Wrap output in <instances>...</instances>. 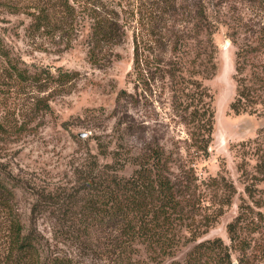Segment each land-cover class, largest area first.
<instances>
[{
    "label": "trees",
    "instance_id": "1",
    "mask_svg": "<svg viewBox=\"0 0 264 264\" xmlns=\"http://www.w3.org/2000/svg\"><path fill=\"white\" fill-rule=\"evenodd\" d=\"M240 1L133 0L141 29L132 30L131 35L132 105L153 103L157 89L167 80L172 107L191 126L190 156L194 158H185L179 150L167 151L155 135L138 137V144L137 133L142 129L131 119L126 129L129 136L137 138V144L133 143L125 155L112 150L110 161L92 156L75 168L74 182L52 187L34 182L28 186L27 180L9 177L0 167V264H82L74 255L55 249L66 243L76 246L81 255L108 259V264H151L173 256L180 246L192 241L196 243L185 259L169 264H234L232 252L237 253V264H262L264 245L257 246L256 234L264 229V214L256 206L264 204L250 185L246 192L252 204L242 202L227 224L230 244L221 237L199 240L224 213L235 191L222 176L224 196L209 201L196 194L198 177L193 159L209 157L215 123L214 94L204 79L217 70L214 33L220 23L229 26L237 45V87L231 109L254 113L256 105L264 103V61L258 59L264 53V26L255 30L244 21L237 11ZM75 2L77 5L68 0L64 4L63 19L87 25L89 59L93 63L108 61L110 48L125 41L129 33L120 22L117 3ZM210 3L217 15L210 13ZM242 31L255 36L256 42H242ZM0 58L4 65L0 67L4 73L0 74V86L7 82L5 78L33 83L46 82L49 75L52 78L51 73L45 77L30 73L11 55L1 35ZM72 77L71 72L61 71L58 79L62 84ZM101 154L107 157L106 150ZM127 164L134 165L129 175L121 172ZM174 167L181 171L179 175L174 174ZM16 187L29 189L34 195L28 223L20 215L3 220L7 212L1 211L9 209ZM42 215L52 219L51 236L37 225ZM5 224L6 231L1 234ZM142 251L145 257H139Z\"/></svg>",
    "mask_w": 264,
    "mask_h": 264
},
{
    "label": "rangeland",
    "instance_id": "2",
    "mask_svg": "<svg viewBox=\"0 0 264 264\" xmlns=\"http://www.w3.org/2000/svg\"><path fill=\"white\" fill-rule=\"evenodd\" d=\"M75 1L68 0L77 5ZM111 1L117 3L120 22L129 30L128 37L110 48L108 61L93 63L87 55V25L63 19L67 0H0V35L11 55L30 73H40L42 77L51 73L52 76L40 83L5 78L7 82L0 86V167L7 176L24 178L28 186L34 182L48 187L68 184L75 180V168L92 160V156L101 162L110 161L112 150L125 155L133 143L137 144L138 137L151 135L160 138L167 151L179 150L185 158H194L190 156L191 126L172 107L167 80L157 89L153 103L132 105L129 96L134 93L130 75L131 35L132 30L141 29V23L133 0ZM236 6L244 21L251 23L255 30L264 26V0H243ZM209 8L210 13L217 15L211 3ZM229 32L227 24H219L214 33L217 70L204 79L214 94L215 123L210 155L206 159H193L198 177L197 197L210 201L225 194L222 176L235 188L224 213L199 239L221 237L226 244H230L227 224L237 215L239 205L252 204L247 185L264 204V103L257 104L254 113H236L231 109L237 87V45ZM239 38L242 42H256L255 36L244 31ZM258 59L263 62L264 53ZM1 66L4 65L0 58ZM61 71L71 72L72 79L61 84L58 79ZM131 119L142 129L137 138L129 136L126 129ZM103 149L107 157L101 154ZM133 168L134 165L127 164L121 172L129 175ZM173 172L179 175L181 171L174 167ZM15 192L9 209L1 211L7 212L3 220L20 215L28 223L34 195L22 187H16ZM256 210L264 214V206H256ZM51 222L48 215L38 218L37 225L46 236H51ZM6 228L5 224L1 234ZM256 238L258 247L264 245V229ZM195 243L182 245L173 256L151 264L183 261ZM76 248L66 243L55 249L74 255L82 264L109 263L105 258L81 255ZM139 257H145V253L142 251ZM236 257L237 253L232 252L234 264H237Z\"/></svg>",
    "mask_w": 264,
    "mask_h": 264
}]
</instances>
